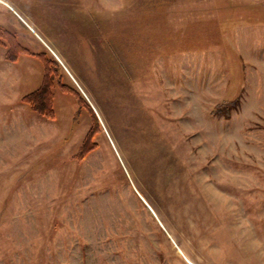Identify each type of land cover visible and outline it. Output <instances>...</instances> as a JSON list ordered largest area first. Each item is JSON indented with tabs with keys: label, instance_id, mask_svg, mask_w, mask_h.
I'll use <instances>...</instances> for the list:
<instances>
[{
	"label": "rangeland",
	"instance_id": "374dc122",
	"mask_svg": "<svg viewBox=\"0 0 264 264\" xmlns=\"http://www.w3.org/2000/svg\"><path fill=\"white\" fill-rule=\"evenodd\" d=\"M0 28L57 66L47 119L0 44V264H264V0H0Z\"/></svg>",
	"mask_w": 264,
	"mask_h": 264
},
{
	"label": "trees",
	"instance_id": "16d2710c",
	"mask_svg": "<svg viewBox=\"0 0 264 264\" xmlns=\"http://www.w3.org/2000/svg\"><path fill=\"white\" fill-rule=\"evenodd\" d=\"M3 41L4 42L6 41L8 45V50L6 53V58L8 60L14 61L17 59L19 53L25 52L39 56V58L44 62L45 72L42 83L34 91L25 94L22 97V101L25 102L27 105H29V107L40 116L47 119H52L55 116V110L53 104L54 93L52 90L54 84L53 71L54 69L57 70L55 59H48L45 56H43L42 53L39 54L32 53L26 47L20 45V43L17 42L16 35L14 33L8 31L7 29L0 28V44L1 43L3 44ZM53 63H55V65H53ZM60 84L64 90H70V87H68L64 83L60 82ZM232 104L233 103H231L230 105ZM227 106L228 105H225L224 107ZM217 112L220 113V111ZM99 126H100L99 121L97 117L94 115L93 123L89 128V130L87 131L81 143L78 152L79 158L84 157L87 153L95 149L96 144L93 140V137L98 131Z\"/></svg>",
	"mask_w": 264,
	"mask_h": 264
}]
</instances>
